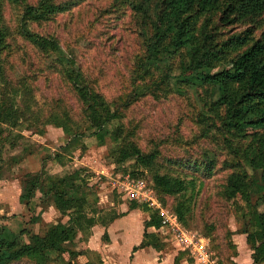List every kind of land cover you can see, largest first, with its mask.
I'll list each match as a JSON object with an SVG mask.
<instances>
[{"label": "rangeland", "instance_id": "obj_1", "mask_svg": "<svg viewBox=\"0 0 264 264\" xmlns=\"http://www.w3.org/2000/svg\"><path fill=\"white\" fill-rule=\"evenodd\" d=\"M232 1L211 8L195 0L180 17L162 0H0V193L8 196L2 201L0 195V209L12 215L1 219L12 235H1L0 264H114L104 260L102 227L128 210L139 211L144 225L155 221L149 200L174 216L179 210L181 227L203 235L226 264H234L239 245L250 252L261 246L256 215L264 214V127L232 118L233 93L225 103L218 87L202 80L204 73L229 69L243 47L212 56L208 50L245 31L255 40L264 30V3L250 12L247 0L222 26ZM180 22L188 41L176 46ZM25 33L55 46L40 51ZM206 58L210 67L202 68ZM77 89L89 91L86 100ZM90 94L112 116L105 120L97 111L99 127L88 110ZM5 108L11 111L4 114ZM55 154L59 165L51 161ZM73 172L79 177L74 196L83 198L94 224L70 234L60 251L8 253L20 235H41L67 221L50 210L41 225L36 192L25 209L17 205L22 176L73 174L71 180ZM162 176L179 186L156 187ZM232 176L242 181L230 196ZM13 221L25 230L12 231L19 227ZM144 243L161 251L160 258L176 248L165 233ZM178 253L173 264H192Z\"/></svg>", "mask_w": 264, "mask_h": 264}, {"label": "trees", "instance_id": "obj_2", "mask_svg": "<svg viewBox=\"0 0 264 264\" xmlns=\"http://www.w3.org/2000/svg\"><path fill=\"white\" fill-rule=\"evenodd\" d=\"M217 1L218 0H198L202 7L211 5V8H214ZM194 2L195 0H162V3H164L168 9H175L176 13H178L180 17L193 8ZM241 2L242 0H233L222 11L221 18L219 19L222 26H228L232 22V18L230 16L234 7L235 5L241 4ZM263 3L264 0H247L245 5L249 7L250 12H258L263 7ZM185 19L186 18H184L183 21H185ZM183 29V24L180 22L175 33L174 44L176 46H181L188 41V39H185L186 31ZM250 35L251 34L246 31L239 33L234 37L229 38L227 41L222 42L215 52L208 50L205 55L212 56L217 51L227 50V52H230V50L232 51L243 47L242 51L237 53L231 59L229 69L214 73H204L202 74V80L205 83L216 85L219 91L222 92L221 98L225 101V103L228 95L233 93L232 97L234 104L238 107L234 108L231 104L230 113L232 118H235L238 121H243V119H245L244 125L247 127L261 128L264 127V30L260 32L255 40L250 38ZM26 36L31 38L32 43H34L40 51H46L47 49H50V47L55 46L54 42H50L42 38L37 39L28 34H26ZM209 61L211 60L208 58L202 60V68H209ZM72 71H74V75L81 77V73L77 70V68ZM66 77L70 79L68 73L66 74ZM231 85L234 87L233 91L231 89ZM87 92L89 91L77 89V96L79 100H86ZM223 92H226V94ZM90 97L91 100L88 103V110L93 111V121L95 122L94 127H99V119L96 116L97 111L99 112L100 117H104L105 120L111 119L112 116H109L106 105H104L98 95L90 94ZM5 111L8 112L11 111V109L5 108L4 114L6 113ZM248 114L254 115V117L251 118L248 116L247 118H244ZM116 131H119V129H116ZM72 138L73 136L71 139ZM51 161L56 162L57 164L60 163L57 154L51 158ZM253 167L259 168L258 164H254ZM262 169V173H264V168ZM72 175L73 174H68L58 177L46 174L45 179H42L39 174H26L22 176L23 180L21 179L20 195L18 198L19 203L27 206L29 201L34 197L35 192H38L40 196L39 201L42 204H47V202L51 204L62 217H67V221L64 224L65 226L57 223L48 226L41 235H30L27 244L14 249L9 248L7 249V251H9L8 253H15V255H17L22 252L31 254L32 252L39 250L60 251V244L66 241L70 234L81 231L84 227L90 228L94 224L93 219L84 214L83 198L81 196H74V192L72 190L75 183L79 181V177L76 174V178L74 176L71 180H69ZM241 181L242 180L236 179L235 176L228 179L226 187L229 189L228 194L230 196L235 195L240 190ZM154 184L158 188H166L169 186L171 190L179 186L176 180L163 176L157 177ZM175 213L177 216L176 218L179 221L182 214L179 210L175 211ZM115 217L116 215L110 221H112ZM256 218L261 221V224L259 225L260 230L258 231L261 246L252 248L253 251H251L250 258L253 264H264V214H257ZM155 219V221L152 219L144 226L158 228L159 220L157 217ZM152 235L153 234H144V238L146 236L151 237ZM2 240L3 238L0 237V247H2ZM148 245L152 246L151 244ZM208 246L217 258L218 264H226L219 259L218 255L211 248L209 242ZM1 252L2 251H0V254ZM180 253L182 254L184 252ZM179 256L181 257V255L177 253V257Z\"/></svg>", "mask_w": 264, "mask_h": 264}, {"label": "crops", "instance_id": "obj_3", "mask_svg": "<svg viewBox=\"0 0 264 264\" xmlns=\"http://www.w3.org/2000/svg\"><path fill=\"white\" fill-rule=\"evenodd\" d=\"M8 181L14 183L16 182V180L13 179H10ZM3 194L4 192L0 193L2 198H3ZM19 195H20V186L18 188V194L15 197V201L17 205L21 206L22 209H25L28 205L24 206L23 204L19 203L18 201ZM7 197L8 196L4 197L2 201L5 200ZM33 199L34 197L30 201H32ZM38 203L39 205L37 207H34L37 210L35 212V217L37 218L38 221L40 220V224L42 225L41 222L44 220L43 216L45 215V213L49 212L50 210L54 211L55 209L48 202H47L48 205L42 204L40 201H38ZM0 212H3V210L0 209ZM7 213L8 212L4 214L3 212L2 215L4 216H0V237L3 234H5L7 237L8 236L10 237L12 235L10 234L12 232L7 230L8 228L7 226H5V223L1 221V219H3L2 217L9 219L12 218L11 217L12 215L7 216ZM115 215L116 217L112 221H109L105 226L102 227L103 233L101 234V236L105 235L104 237L106 238L102 250L103 253L104 252L107 253L106 257L104 258V260L105 259L107 260V263L112 262L114 264H173L172 262L173 256L171 255L175 256L179 252L176 250V248L175 249L173 248L174 251L172 252L171 255L160 258L161 251H156L155 249L152 248V246L144 243V234L145 235L154 234L155 236L157 235L164 236V235L161 233V230H159L158 228L145 227L142 222L143 220L141 217V213L139 211L137 210L120 211V213H116ZM13 223H15V227H18V225L19 227L17 228V230L14 229L12 231L19 232L20 230H25L23 227H21L20 222L13 221ZM8 224H12V221L11 220L6 221V225ZM47 224H45V226ZM29 234L32 235L36 233L31 234L29 232ZM13 235L17 240L15 234ZM30 235L27 236L20 235L18 239H20V241L22 242L18 241L16 243V247L27 244ZM171 244H173V242ZM236 252L237 255L235 256V258H233L234 264H253L250 258L251 252L246 250L243 245L242 246L239 245V247L236 249ZM192 264H194L193 261Z\"/></svg>", "mask_w": 264, "mask_h": 264}, {"label": "built area", "instance_id": "obj_4", "mask_svg": "<svg viewBox=\"0 0 264 264\" xmlns=\"http://www.w3.org/2000/svg\"><path fill=\"white\" fill-rule=\"evenodd\" d=\"M139 185L142 186L141 183ZM149 206L155 207L161 233L168 234L177 251L184 252L194 264H218L214 253L209 249L208 240L195 231L185 230L176 216L160 208L153 200Z\"/></svg>", "mask_w": 264, "mask_h": 264}]
</instances>
